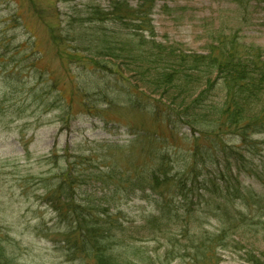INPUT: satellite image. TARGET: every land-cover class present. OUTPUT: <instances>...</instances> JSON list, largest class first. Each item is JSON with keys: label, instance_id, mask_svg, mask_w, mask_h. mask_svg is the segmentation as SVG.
<instances>
[{"label": "trees", "instance_id": "obj_1", "mask_svg": "<svg viewBox=\"0 0 264 264\" xmlns=\"http://www.w3.org/2000/svg\"><path fill=\"white\" fill-rule=\"evenodd\" d=\"M155 2L88 6L74 41L97 57L96 69L114 82L96 83L84 94L108 102L113 94L155 121L191 129L188 160L175 167L169 153H154L133 175L71 165L58 186L42 195L65 225L61 264H221L218 252L229 247L244 249L242 264H264V51L234 40H218L203 53L159 42L151 18ZM52 39L64 46L60 36L52 33ZM42 92L33 91L34 98ZM117 176L150 207L139 225L125 226L122 211L105 193L84 190L78 196V178L104 186ZM4 230L0 226V264H25ZM253 239L259 245L249 242ZM142 242L159 246L149 254L138 245Z\"/></svg>", "mask_w": 264, "mask_h": 264}, {"label": "rangeland", "instance_id": "obj_2", "mask_svg": "<svg viewBox=\"0 0 264 264\" xmlns=\"http://www.w3.org/2000/svg\"><path fill=\"white\" fill-rule=\"evenodd\" d=\"M97 4L107 7L108 0H0V226L17 242L11 249L25 264L63 260L65 225L42 195L58 186L71 165L103 175L114 167L133 175L151 163L154 153H169L175 167L188 160L191 129L155 121L145 109L132 108L113 94L109 102L84 94V89L92 93L96 83L114 82L107 71L96 69L92 61L97 57L74 41L84 28V12ZM151 18L157 41L191 52L203 53L218 40L264 51V3L156 0ZM52 33L64 46L57 45ZM40 88L45 99L33 96ZM76 182L79 197L84 190L112 197L125 226L139 225L149 216L141 192H131L119 176L104 186L84 184L81 178ZM138 245L146 251L159 246ZM243 251L219 250L220 263L242 264Z\"/></svg>", "mask_w": 264, "mask_h": 264}]
</instances>
